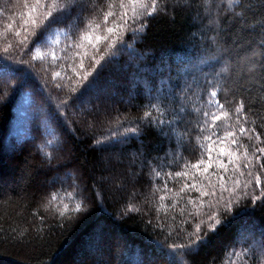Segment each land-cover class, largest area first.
Instances as JSON below:
<instances>
[{
    "label": "trees",
    "instance_id": "16d2710c",
    "mask_svg": "<svg viewBox=\"0 0 264 264\" xmlns=\"http://www.w3.org/2000/svg\"><path fill=\"white\" fill-rule=\"evenodd\" d=\"M45 3L0 0V264H264V0Z\"/></svg>",
    "mask_w": 264,
    "mask_h": 264
},
{
    "label": "snow or ice",
    "instance_id": "6c2138e0",
    "mask_svg": "<svg viewBox=\"0 0 264 264\" xmlns=\"http://www.w3.org/2000/svg\"><path fill=\"white\" fill-rule=\"evenodd\" d=\"M78 2V0H52L51 4H44V9H45V19L49 20L50 23H54L56 22L61 15H64L65 13L70 14L71 9L76 5V3ZM93 0H88V3H92ZM100 0H96V3L99 4ZM132 2V11L136 13L137 16L143 15L145 18L150 17L154 14L155 10H156V0H152L151 4L145 3L144 0H131ZM37 3L39 4V0H37ZM121 8H123V4L120 5ZM139 9H142L143 11H138ZM149 8L152 9V11H149ZM101 14H103V11L101 12ZM124 15H127V13H125ZM116 14L114 12H107L106 15H103V19L104 21H108L109 17H113L115 18ZM120 20L123 21V17H120ZM140 28H137L136 31L137 32H143L146 29V24L144 23L143 20L140 21ZM108 33H112L113 32V28H108L107 29ZM105 40L108 39V37H104ZM97 40H100V37H97ZM21 43H23V41H21ZM113 44H109V47H113ZM97 51H99L97 49ZM37 56H39V53H37ZM104 57L101 56L100 60H103ZM100 60H95L96 64H100ZM57 75H59V73H57ZM86 78V77H85ZM218 93L216 91H211L209 93V97L210 99L207 101V103L209 105H211L212 108H220L223 109L224 105L222 103L219 102V100L217 99ZM153 108H156V105H153ZM158 112H160V115L163 116L164 113L160 110L157 109ZM240 109H237V112H239ZM180 112H183V109H180ZM146 117H149V123H152L151 121V116L152 113L150 112H146L145 113ZM203 116L205 118V122L209 124V128L210 129H215V132L213 133L214 135H216L218 142L222 140V137L220 135V129L217 126V121L221 120V116L217 115L214 111H205L203 113ZM209 118H211L209 120ZM179 116H177L175 119L172 120H166V119H161V118H157L155 120V125L156 126H163L165 124H167L169 126V128L175 132L176 128L179 126ZM126 131L131 132V133H136L138 131L137 128H129L126 129ZM241 135L244 134L245 129H241ZM209 139H211V136L209 137ZM233 144H235V140H233ZM260 154L264 155V147L259 148L257 150ZM224 153V149L221 148V155H223ZM204 161H201V163H203ZM211 163L208 164V167H211ZM205 172L208 171L207 168L204 169ZM157 175H159V173L157 172ZM177 176L180 175L179 172L176 173ZM256 183H260V179L259 177L256 178ZM185 187H188V185H185ZM192 187H195V185H192ZM77 211H79V207H77L76 209ZM225 210H227V207L225 208ZM207 215L209 216V220L212 221L214 220V223H210L207 227H202L200 225L197 226L195 233L191 234L189 237V243L187 245L181 243L179 245H176L175 247L177 248H184V247H199L205 243H207V241L210 239L211 234H213L217 228L222 224V222L218 219H215L214 214L209 211L207 213Z\"/></svg>",
    "mask_w": 264,
    "mask_h": 264
},
{
    "label": "rangeland",
    "instance_id": "374dc122",
    "mask_svg": "<svg viewBox=\"0 0 264 264\" xmlns=\"http://www.w3.org/2000/svg\"><path fill=\"white\" fill-rule=\"evenodd\" d=\"M157 68L158 69H161V66H157ZM127 87H131V84H129V82H126V84H125ZM122 96H117V99H120ZM107 105H110V104H112L110 101H108V102H105ZM59 177V174H56V175H54L53 177H51L50 179H47L46 180V182H51V181H53L54 179H57ZM243 228V227H242ZM240 228L239 230H238V235L240 236V235H242V234H245V232H246V230L243 228ZM261 249V248H260ZM262 251V250H261ZM263 252V251H262ZM263 257H264V255H263Z\"/></svg>",
    "mask_w": 264,
    "mask_h": 264
}]
</instances>
